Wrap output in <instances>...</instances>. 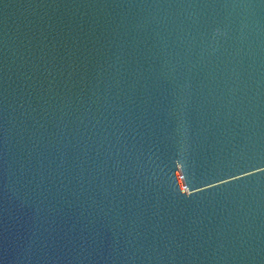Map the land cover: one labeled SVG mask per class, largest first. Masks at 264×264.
Segmentation results:
<instances>
[{
	"label": "water",
	"instance_id": "obj_1",
	"mask_svg": "<svg viewBox=\"0 0 264 264\" xmlns=\"http://www.w3.org/2000/svg\"><path fill=\"white\" fill-rule=\"evenodd\" d=\"M0 264H264V0H0Z\"/></svg>",
	"mask_w": 264,
	"mask_h": 264
}]
</instances>
